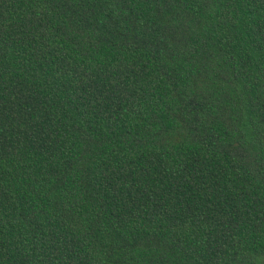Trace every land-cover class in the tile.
Returning a JSON list of instances; mask_svg holds the SVG:
<instances>
[{
    "label": "trees",
    "instance_id": "1",
    "mask_svg": "<svg viewBox=\"0 0 264 264\" xmlns=\"http://www.w3.org/2000/svg\"><path fill=\"white\" fill-rule=\"evenodd\" d=\"M0 264H264V0H0Z\"/></svg>",
    "mask_w": 264,
    "mask_h": 264
}]
</instances>
